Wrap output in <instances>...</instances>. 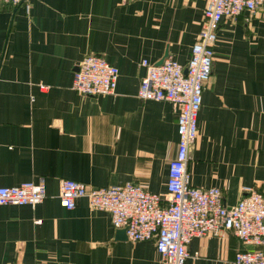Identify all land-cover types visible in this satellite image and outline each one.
I'll use <instances>...</instances> for the list:
<instances>
[{"label": "crops", "instance_id": "1", "mask_svg": "<svg viewBox=\"0 0 264 264\" xmlns=\"http://www.w3.org/2000/svg\"><path fill=\"white\" fill-rule=\"evenodd\" d=\"M208 0H29L0 7V187L42 181L34 209L0 206V264H161L154 240L132 243L110 215L79 198L61 207L59 184L131 182L161 198L178 136L168 102L137 97L146 60L185 66ZM118 70L113 95L72 90L80 61ZM45 87V89H41ZM189 152V183L218 188L226 207L245 187L264 193V13L224 18ZM39 220V224H35ZM253 249L228 233L196 237L184 264H230Z\"/></svg>", "mask_w": 264, "mask_h": 264}, {"label": "built area", "instance_id": "2", "mask_svg": "<svg viewBox=\"0 0 264 264\" xmlns=\"http://www.w3.org/2000/svg\"><path fill=\"white\" fill-rule=\"evenodd\" d=\"M3 5H22L28 14L29 0H0ZM264 13V0H208L204 20L192 45L185 66L167 58L160 66L141 62L137 97L143 101H165L176 112L177 150L168 165L164 198L151 194L131 182L107 188L87 189L72 180L59 184V202L71 211L79 198L92 210L110 215L113 228L126 229L132 243L154 240L161 264H184L186 246L196 237H223L230 233L244 246L253 249L238 252L230 264H264V193L245 187L234 206L223 204L218 188L198 189L189 183L187 162L197 137V114L202 92L209 81L213 64V44L224 18L242 13ZM72 90L85 97L113 95L118 70L99 55H87L79 63ZM186 72V73H185ZM45 89V87H41ZM46 197L42 181L0 187V206H28L34 209ZM35 220V224H39Z\"/></svg>", "mask_w": 264, "mask_h": 264}, {"label": "water", "instance_id": "3", "mask_svg": "<svg viewBox=\"0 0 264 264\" xmlns=\"http://www.w3.org/2000/svg\"><path fill=\"white\" fill-rule=\"evenodd\" d=\"M168 58V54H167V52L164 54V56H163V58L156 64V66H160L162 63H163V61L165 60V59H167ZM77 69L78 68H76V71H77ZM186 73V72H185ZM120 236H122V237H126V229H120L119 230V233H118Z\"/></svg>", "mask_w": 264, "mask_h": 264}]
</instances>
